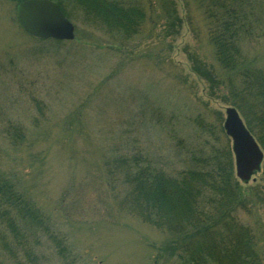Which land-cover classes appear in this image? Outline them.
Wrapping results in <instances>:
<instances>
[{
    "label": "rangeland",
    "instance_id": "rangeland-1",
    "mask_svg": "<svg viewBox=\"0 0 264 264\" xmlns=\"http://www.w3.org/2000/svg\"><path fill=\"white\" fill-rule=\"evenodd\" d=\"M135 1L146 6L147 21L140 35L123 42L134 57L121 64L124 51L99 46L113 38L77 12L80 42L38 41L20 24L17 3L0 0V166L52 216L84 264H154L165 239L115 210L102 157L137 146L179 167L173 138L192 136L197 114L216 121L230 107L221 97L209 99L207 82L192 70L193 55L218 67L193 0H173L180 20L167 35L164 0ZM244 49L264 67V35ZM16 126L24 131L17 144L8 136ZM250 178L251 191L264 195V161ZM248 222L264 249V203ZM38 264H61L47 238Z\"/></svg>",
    "mask_w": 264,
    "mask_h": 264
},
{
    "label": "trees",
    "instance_id": "trees-1",
    "mask_svg": "<svg viewBox=\"0 0 264 264\" xmlns=\"http://www.w3.org/2000/svg\"><path fill=\"white\" fill-rule=\"evenodd\" d=\"M11 1L18 5L24 0ZM53 1L74 31L77 12L84 23L114 40L99 46L116 51H124L123 42L140 35L147 21L146 6L135 0ZM193 3L195 12L203 16L218 67L193 55L192 70L207 82L208 98L221 97L234 108L257 143L263 158L251 173L255 175L264 161V67L256 65L244 45L264 35V0ZM161 8L167 18L163 32L172 34L180 20L176 3L164 0ZM133 57L124 51L119 62L128 64ZM203 105L208 106L206 102ZM214 120L199 113L191 120L195 127L192 136L173 138L180 160L176 168L137 146L116 147L111 155L102 157L105 184L115 210L140 219L165 237L157 246L154 264H264L260 236L248 222L264 203V195L260 189L253 193L248 186L251 178L237 173L236 143L226 127V117L219 115ZM10 129L12 143L24 140L21 127ZM239 153L241 159L246 155L244 149ZM44 238L52 244L61 264H84L73 252L67 235L56 230L52 216L0 166V264H38Z\"/></svg>",
    "mask_w": 264,
    "mask_h": 264
},
{
    "label": "water",
    "instance_id": "water-1",
    "mask_svg": "<svg viewBox=\"0 0 264 264\" xmlns=\"http://www.w3.org/2000/svg\"><path fill=\"white\" fill-rule=\"evenodd\" d=\"M17 15L24 30L34 37L60 40H71L75 37L73 24L53 0H24L17 5ZM226 114V127L236 143L237 173L244 178H250L251 173L259 168L262 153L245 129L237 111L229 107ZM241 149L246 152L242 159L239 153Z\"/></svg>",
    "mask_w": 264,
    "mask_h": 264
}]
</instances>
